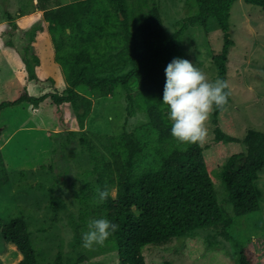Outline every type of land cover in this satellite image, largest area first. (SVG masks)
I'll return each instance as SVG.
<instances>
[{
  "label": "trees",
  "instance_id": "obj_1",
  "mask_svg": "<svg viewBox=\"0 0 264 264\" xmlns=\"http://www.w3.org/2000/svg\"><path fill=\"white\" fill-rule=\"evenodd\" d=\"M194 1L198 5L197 13L184 18L173 33L166 32L156 3L149 6L143 18L142 14L132 12L127 0H76L43 9L38 15L47 23L45 31L54 50L53 60L60 65L67 85L62 90L51 91L54 80L46 78L51 84L50 88L44 86L49 89L47 93L30 95L24 88L14 100L0 103V113L7 106L22 102L37 106L49 101L57 107L69 106L78 128L84 129L92 100L78 88L105 96L121 85L127 93L128 104L145 115L144 124L124 128L119 135L107 137L106 157L91 154L92 172L96 171L101 186L99 191L109 192L104 202H98L100 211L93 219L106 217L119 226L101 246L116 252L118 264H146L145 249L162 247L174 239L194 238L200 233L218 232L230 241L227 229L233 225L234 217L261 210L263 193L257 180L264 168V132L248 129L238 139L220 125L219 116L224 110L212 112L213 144L240 143L244 148L232 154L220 169V180L227 194L225 207L217 202L204 146H185L171 136L169 109L162 102L165 68L173 58L184 57L183 33L194 26L207 31L208 20L217 21L223 32V46L213 56L212 63L217 77L223 80H226V62L233 45L228 21L236 0ZM243 1L264 12V0ZM7 16L12 20L10 14ZM138 22L132 29L131 24ZM42 27L40 23L31 27L29 42L23 46L21 58L30 81H38L35 66L40 60L33 52V41ZM126 67L129 70L125 74L112 75ZM130 81L136 85L135 91ZM230 100L229 97L228 104ZM80 142L86 143L85 138L81 137ZM112 187L114 196L110 192ZM76 198L84 203L88 193L77 192ZM98 200L99 193L95 201ZM50 208L54 223L65 204L57 195L52 196ZM80 218L72 225L71 250L59 251L49 264H80L87 259L80 248L82 230L89 221ZM0 232L4 241L15 245L22 254L17 264H40L23 217H12L5 224L0 219ZM207 247L219 250L222 243L214 237L208 239ZM259 249L256 240L241 245L235 252L237 264H264V250Z\"/></svg>",
  "mask_w": 264,
  "mask_h": 264
},
{
  "label": "rangeland",
  "instance_id": "obj_2",
  "mask_svg": "<svg viewBox=\"0 0 264 264\" xmlns=\"http://www.w3.org/2000/svg\"><path fill=\"white\" fill-rule=\"evenodd\" d=\"M72 1L76 0H0V103L14 100L24 88L30 95L47 93L51 84L46 78L54 80L51 91L66 87L61 67L53 60L54 50L45 31L47 23L38 14L49 6ZM127 1L132 12L142 14V18L149 6L158 4L168 33L175 32L184 18L198 10L194 0ZM140 22L132 23V29ZM38 23L44 26L33 41V52L40 60L35 66L38 81H30L21 56L23 46L29 42V29ZM228 25L233 41L226 62L231 100L219 121L227 134L242 139L248 129L264 132V12L258 6L236 0ZM181 43L185 52L181 59L190 61L210 79H216L212 58L223 46V32L217 21L209 19L207 31L200 26L188 28L181 36ZM128 70L126 67L112 75H123ZM130 83L135 91L136 85ZM78 91L92 100L84 129L78 128L71 107H57L49 101L37 106L22 102L7 106L0 113V219L3 224L15 216L25 219L40 264H49L59 251H70L74 244L72 225L80 217L88 222L100 211L95 199L101 186L96 171L92 172L91 154L106 157L104 146L108 136L119 135L124 128L146 122L145 115L128 104L127 93L121 85L105 96L86 92L82 87ZM208 128L209 135L202 146L211 167L217 202L225 207L227 194L220 180V169L232 154L244 148L240 143L213 144L212 114ZM81 137L86 143L80 142ZM257 184L263 193L261 210L242 217L231 213L234 223L227 229L231 242L212 231L194 238L174 239L162 247L145 249L146 264H237L235 252L251 240L258 242L259 251L264 250V168L259 172ZM80 191L88 193L84 203L76 198ZM110 192L114 196L115 188ZM56 195L65 208L53 223L50 198ZM87 225L82 234L88 230ZM214 237L222 243L219 250L207 247L208 239ZM80 252L87 258L80 264H118L116 252L105 247L94 245L89 250L81 246ZM21 260L17 247L5 242L0 232V264H17Z\"/></svg>",
  "mask_w": 264,
  "mask_h": 264
},
{
  "label": "clouds",
  "instance_id": "obj_3",
  "mask_svg": "<svg viewBox=\"0 0 264 264\" xmlns=\"http://www.w3.org/2000/svg\"><path fill=\"white\" fill-rule=\"evenodd\" d=\"M162 102L168 106L171 136L182 145L204 144L209 135L208 123L214 110H225L231 95L227 80L210 79L207 74L181 58H173L165 68ZM186 150V149H185ZM109 196L107 190L99 191L98 202ZM106 217L88 222L82 234L83 247L91 250L103 246L118 229Z\"/></svg>",
  "mask_w": 264,
  "mask_h": 264
},
{
  "label": "crops",
  "instance_id": "obj_4",
  "mask_svg": "<svg viewBox=\"0 0 264 264\" xmlns=\"http://www.w3.org/2000/svg\"><path fill=\"white\" fill-rule=\"evenodd\" d=\"M41 13H42V11H41ZM41 13H40V14H41Z\"/></svg>",
  "mask_w": 264,
  "mask_h": 264
},
{
  "label": "bare ground",
  "instance_id": "obj_5",
  "mask_svg": "<svg viewBox=\"0 0 264 264\" xmlns=\"http://www.w3.org/2000/svg\"><path fill=\"white\" fill-rule=\"evenodd\" d=\"M14 247V246H13Z\"/></svg>",
  "mask_w": 264,
  "mask_h": 264
}]
</instances>
